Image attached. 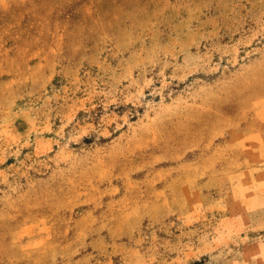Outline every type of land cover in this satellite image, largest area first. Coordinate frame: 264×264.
Returning <instances> with one entry per match:
<instances>
[{
  "label": "rangeland",
  "instance_id": "374dc122",
  "mask_svg": "<svg viewBox=\"0 0 264 264\" xmlns=\"http://www.w3.org/2000/svg\"><path fill=\"white\" fill-rule=\"evenodd\" d=\"M263 98L264 0H0V264H264Z\"/></svg>",
  "mask_w": 264,
  "mask_h": 264
},
{
  "label": "crops",
  "instance_id": "0c3cea01",
  "mask_svg": "<svg viewBox=\"0 0 264 264\" xmlns=\"http://www.w3.org/2000/svg\"><path fill=\"white\" fill-rule=\"evenodd\" d=\"M254 113L264 127V98L256 101ZM244 145L246 147L247 155L250 156L252 161L260 162L259 165L264 163V158H257L256 155L250 154L251 151L256 150L264 153V138L260 133H253L252 135L247 136L244 139ZM261 161L263 162L261 163Z\"/></svg>",
  "mask_w": 264,
  "mask_h": 264
}]
</instances>
